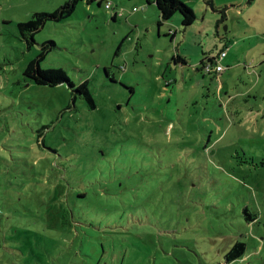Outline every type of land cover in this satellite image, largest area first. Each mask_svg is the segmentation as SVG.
Segmentation results:
<instances>
[{
    "label": "rangeland",
    "instance_id": "obj_1",
    "mask_svg": "<svg viewBox=\"0 0 264 264\" xmlns=\"http://www.w3.org/2000/svg\"><path fill=\"white\" fill-rule=\"evenodd\" d=\"M66 1L0 0L3 245L47 232L31 217L62 189L71 228L40 236L63 245L46 264H228L236 241L229 264H264V0H180L196 17L185 30L178 13L158 26L146 0L82 1L21 38ZM222 49L221 73L198 71ZM34 62L87 81L94 107L31 81Z\"/></svg>",
    "mask_w": 264,
    "mask_h": 264
},
{
    "label": "trees",
    "instance_id": "obj_2",
    "mask_svg": "<svg viewBox=\"0 0 264 264\" xmlns=\"http://www.w3.org/2000/svg\"><path fill=\"white\" fill-rule=\"evenodd\" d=\"M86 1L87 3L97 2L100 6L103 0H67L62 6L57 8L51 13H35L31 15L30 19L26 22L19 23L18 32L22 39L26 41L27 44L34 43L33 34L37 33L39 29L49 21L59 22L72 15L76 5L79 2ZM148 4H154L159 12L160 21L158 26L162 25V22H168L175 14H180L181 16V26L185 30L190 27L195 21L196 17L194 11L188 7L186 4L180 0H146ZM55 47V43L49 41L43 45ZM224 49L220 50L222 52ZM216 54H208L207 61L213 63L214 59L218 56ZM174 63L180 62L186 64V62L179 56L172 59ZM202 68H198V71L203 69L204 61L200 62ZM211 74V73H209ZM24 75L33 81L37 85L55 87L60 84H66L73 94V99L77 96L85 100L89 107H94V100L90 95L87 87V81L80 83L75 86L74 83L69 79L66 72L62 69H42L38 64L30 63L24 72ZM59 195V201L55 203L54 207L52 203H47V205L42 209L41 214L34 213L31 217L33 220L41 221L44 225L49 228L47 232L40 234L39 232H21L22 235L26 236L25 240H20V237H13L12 247L9 249L5 247V243L0 240V264H46L47 261L53 262L51 256L57 257L58 263L63 260L64 250H62V243L58 241V238L53 236V240L45 245L41 243L43 236H52V233L57 232L60 237L65 236L69 233L68 228H71L70 224V214L69 211L61 204V199L63 197L62 189H59L57 196ZM56 200H54L55 202ZM49 202H52L51 200ZM3 220L0 219V233H4ZM250 219V217H248ZM253 219H250V221ZM4 221V222H3ZM42 236V238H40ZM4 244V245H3ZM10 247V246H9ZM5 250H10L15 253V260L8 255ZM245 251V245L241 241H236L230 249L224 255V260L226 263H231L236 260L241 259ZM60 253V255L58 254Z\"/></svg>",
    "mask_w": 264,
    "mask_h": 264
},
{
    "label": "built area",
    "instance_id": "obj_3",
    "mask_svg": "<svg viewBox=\"0 0 264 264\" xmlns=\"http://www.w3.org/2000/svg\"><path fill=\"white\" fill-rule=\"evenodd\" d=\"M104 8H105L106 10H112V5H111V3H110V2H105ZM137 10H138L137 8H133V9H132V12L134 13V12H136ZM117 12H118V11H117ZM117 12H113V17H116ZM170 35H173V33H170ZM224 56H225V52H224V50H223V51L220 52V53L218 54V56L214 59V62H213V63H209L208 61H207L206 64L204 63V67H203L204 71H205L207 74H209V73H211V74H219V73H221V72L223 71V67L220 65V61H221L222 58H224Z\"/></svg>",
    "mask_w": 264,
    "mask_h": 264
},
{
    "label": "crops",
    "instance_id": "obj_4",
    "mask_svg": "<svg viewBox=\"0 0 264 264\" xmlns=\"http://www.w3.org/2000/svg\"><path fill=\"white\" fill-rule=\"evenodd\" d=\"M133 8H135V7H133ZM133 8H132V9H133ZM136 12H137V11H136ZM112 19L115 20L116 17H112ZM191 27H192V26H191ZM173 35H174V34H173ZM173 35H171L172 38H173ZM185 38H186V37H185V35H184V39H185ZM177 56H179V55H177ZM179 57H181V56H179ZM226 57H227V55L224 56V58H226ZM181 58L185 61V59H184L183 57H181ZM224 58H223V60H224ZM205 59L207 60V55H206V57H205L204 59H202L200 62H203ZM223 60L220 61V65H221V62H222ZM185 62H186V61H185ZM199 64H200V63H199ZM227 64H229V61L227 62Z\"/></svg>",
    "mask_w": 264,
    "mask_h": 264
}]
</instances>
